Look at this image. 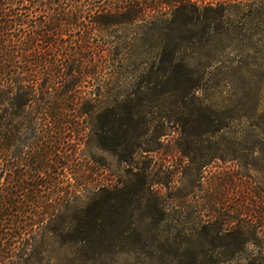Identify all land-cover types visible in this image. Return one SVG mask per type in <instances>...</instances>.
<instances>
[{
    "label": "trees",
    "instance_id": "16d2710c",
    "mask_svg": "<svg viewBox=\"0 0 264 264\" xmlns=\"http://www.w3.org/2000/svg\"><path fill=\"white\" fill-rule=\"evenodd\" d=\"M257 1L0 0V264H44L45 257L37 261L40 237L69 246L74 264H90L121 250L146 254L151 228L144 224L150 218L166 222L169 232L187 229L181 218L180 224L168 223V208L146 176L139 179L138 193L130 184H98L90 201L71 211L81 185L70 181L68 172L77 176L85 165L65 147L72 144L76 153L84 143V114L92 115L98 147L128 165L144 148L142 134L158 132L159 119L179 129V151L199 170L217 159L238 161L264 152L261 140L245 143L248 138L233 130L236 124L222 120L220 107L205 94L206 72L198 63L220 25L229 22L231 9H250L261 4ZM132 29L133 38L127 32ZM119 55L143 60L133 71L143 74L130 87L115 82L111 96L82 112L87 74L102 72L104 61L106 73H113L109 63ZM110 85L107 78L105 88ZM232 111L234 118L244 116L238 107ZM254 126L257 132L264 128ZM227 132L236 136L230 155L215 146ZM243 174L234 171L226 181L236 199L233 209L211 189L203 198L214 215H186L197 230L180 234L178 248L168 236L167 246L180 253H175L180 264H230L257 253L261 261L250 264H264V249L250 251L258 247L257 239L231 226L232 214L241 217L264 242V192L259 191L257 205L244 208L255 192Z\"/></svg>",
    "mask_w": 264,
    "mask_h": 264
},
{
    "label": "rangeland",
    "instance_id": "374dc122",
    "mask_svg": "<svg viewBox=\"0 0 264 264\" xmlns=\"http://www.w3.org/2000/svg\"><path fill=\"white\" fill-rule=\"evenodd\" d=\"M257 2L261 4L246 10L232 8L228 16L229 22L225 26L220 25L212 46L206 49L198 59L201 68L206 72L208 90L205 94L210 97L212 103L220 107L222 120L226 123L236 124L233 126V130L240 137L245 135L246 139L248 138L245 143L252 145L258 140L264 143V128L257 132L256 126H254L257 123L264 125V0ZM135 30L127 31L132 38ZM137 33L141 34L143 31L140 29ZM146 47L148 46L145 44ZM142 61H137L135 57L131 59L119 55L115 63L113 59L110 60L109 64H114L113 73H106V61L100 63V66L103 67L102 72L88 73L89 82L83 88V95L86 99L82 112L86 113L85 111L92 110L101 101H105L108 95L113 94L110 88L117 86V83L123 88L130 87L132 83H135L143 73H134L133 71L141 66ZM107 78L112 79L114 85L105 88ZM115 92L116 90H114ZM237 107L243 110L242 115L244 116L241 119L239 116H237L239 119L234 118L236 112L232 110ZM256 107H259L260 110L257 111ZM147 118L152 119L150 115H147ZM145 120L143 121L145 122ZM83 121L87 127L81 136L84 143L76 153L73 151L75 146L72 144H67L65 147V150L80 158L85 165L77 176H74L73 170L68 172L70 181L75 183L78 179L81 185L79 186L80 190H77V199L73 202L72 212L78 206L90 201L88 197L94 194V188L98 184H130L131 189L138 193L142 188L139 179L146 176L153 184L152 189L155 196L161 197L162 202L168 208L170 217L168 223L180 224V218L187 221L184 224V227H187L185 232L182 227L178 226L169 232L166 222L156 224V221L151 218L147 221L144 220L146 221L144 226L148 225L151 228L150 238L145 240L147 247L144 248V251H147L146 254L141 256L129 249L121 250L111 258L90 264H180V258L176 256L177 253H180L167 246V238L172 236L171 242H175L173 248H178L177 243L181 241L180 234L196 233L197 230L193 228L196 226L194 222L185 218L186 215L195 216L202 213L205 219L208 214L214 215L209 199L203 198L204 196L207 198L211 189H214L215 193L219 192L220 195H223L224 199L220 202L226 201L228 209H233L236 199L233 196L231 185L226 184V181L230 178L231 173L240 170L244 173V176L241 177L245 181L244 184H249L252 192H255L251 203L246 204L244 208L248 205L250 208L257 205L260 201L259 191L264 192V152L248 155L238 161L217 159L204 167L203 170H199L195 165H191L189 158L179 151V142H182L179 129L173 125L169 127L170 124L166 125L164 119H159L155 124L158 126V132L155 135L153 132L142 134L140 138L144 142V148L151 147V145L159 148L152 152H146L144 148H141L136 154L135 164L128 165L113 152H106L98 147L92 134L93 119L91 114L90 117L88 114H84ZM163 124L166 125L165 129ZM163 131L166 133L165 136L160 135ZM235 137V134L227 132L225 137H221L218 142H215V146L224 150L221 152L230 155L232 142L235 141L232 139ZM68 140L72 139L69 137ZM192 190L193 192L190 193ZM243 190H248L247 185ZM182 214H184V218ZM231 220L233 229L237 228L245 235L257 239L258 247L252 245L250 251L258 252L264 249V242L260 239L261 233L255 226L244 222L246 220L241 221V217L234 218L233 214ZM164 227L165 231H163ZM38 240L41 245L37 248V261L41 257H45L44 264H74L71 260L72 250L69 246L54 245L48 236L44 239L40 237ZM209 248L213 249V246ZM243 257V259L238 258L230 264H250L254 258L259 263L261 260L258 258L262 257V253L259 255L257 253L252 257L244 254ZM247 257L248 259H246ZM77 264L81 263L77 262Z\"/></svg>",
    "mask_w": 264,
    "mask_h": 264
}]
</instances>
